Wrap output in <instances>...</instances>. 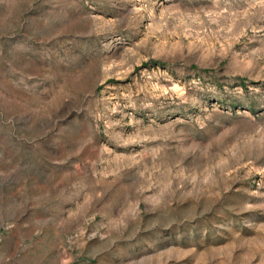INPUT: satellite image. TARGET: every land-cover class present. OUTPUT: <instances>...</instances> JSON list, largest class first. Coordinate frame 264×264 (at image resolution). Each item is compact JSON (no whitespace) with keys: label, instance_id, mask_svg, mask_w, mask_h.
<instances>
[{"label":"rangeland","instance_id":"1","mask_svg":"<svg viewBox=\"0 0 264 264\" xmlns=\"http://www.w3.org/2000/svg\"><path fill=\"white\" fill-rule=\"evenodd\" d=\"M0 264H264V0H0Z\"/></svg>","mask_w":264,"mask_h":264}]
</instances>
